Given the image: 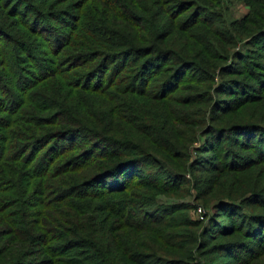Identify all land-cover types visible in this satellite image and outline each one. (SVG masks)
<instances>
[{
    "label": "trees",
    "instance_id": "16d2710c",
    "mask_svg": "<svg viewBox=\"0 0 264 264\" xmlns=\"http://www.w3.org/2000/svg\"><path fill=\"white\" fill-rule=\"evenodd\" d=\"M54 1L0 0V264L264 259L263 180L247 178L264 125L241 121L264 66L237 52L240 80L209 94L216 60L264 54V0H238L240 19L229 0Z\"/></svg>",
    "mask_w": 264,
    "mask_h": 264
},
{
    "label": "rangeland",
    "instance_id": "374dc122",
    "mask_svg": "<svg viewBox=\"0 0 264 264\" xmlns=\"http://www.w3.org/2000/svg\"><path fill=\"white\" fill-rule=\"evenodd\" d=\"M56 1V0H55ZM54 1V2H55ZM63 0H58L57 1V6L53 7L55 11H68L69 10V6L73 1H67V2H61ZM226 7L228 8L229 12H228V16L229 15H233L234 18L236 19H240L244 16L247 15V12L249 11V8L247 6H245L242 2L238 1V0H229V4L226 3ZM73 12V14H75L78 18V23L80 24V19H84L83 18V14H84V10H72L71 13ZM3 16V12L0 11V18ZM1 22V19H0ZM159 26H162L159 23ZM175 41H173L174 43H178V44H182L181 41L177 40V37L174 38ZM247 41V40H246ZM244 48H243V47ZM253 45L249 44L248 45V41L247 43L243 42L240 45L237 46L236 49L232 50V54L230 55V57L226 60H223L222 62L218 63L217 60L215 61V77L213 78L214 82L210 83V86L212 89L211 92H209L210 97L212 98V100H214V98L216 97L217 93L219 91H217V89L220 88V86H222L225 82L228 81H237L240 80L241 77L239 76H235V75H228L227 72H224V70L229 69V68H236V61H234L233 56L236 55V53H240L241 56H243V58L245 59V62H253L254 64L260 65V66H264V57H263V53L262 51H260V49H253ZM205 47L202 49L204 50ZM201 50V51H202ZM203 52H201L202 54ZM212 61V59H211ZM209 63H206L205 65L200 64V66H202L203 68H205V72L208 73V71L210 73H213L214 71H212L210 68V66H208ZM208 70V71H206ZM258 74L260 73L262 76H264V71H257ZM209 74V78L212 79V77L210 76L211 74ZM0 74L2 76H7L8 75V66L2 65L0 67ZM204 74H200V80L203 79ZM56 80V79H55ZM254 84V83H253ZM198 91L200 90L201 86H197ZM204 90V89H202ZM199 92H205V91H199ZM220 93V92H219ZM91 104H95L94 102ZM252 118V119H251ZM241 121H246V122H250L251 124H263L264 125V94L262 93L261 95H259L258 97H256L254 100H251L248 102V104H246L242 109H241ZM210 124V123H208ZM228 124H230L228 122ZM172 130H168L167 127L164 129V132H169L171 134ZM201 134L200 133H195V135H191L190 138H192V143L190 145V147H188V149L190 150L191 153V158H197V149H201L203 148V143L202 138H201ZM2 141V140H1ZM3 142V141H2ZM223 151H227L230 150L232 152H238L239 149H236L235 147H232L228 144L227 141H223ZM189 146V145H188ZM245 152V151H243ZM195 176H200V173H198ZM207 175L204 174L202 175V177H206ZM247 178L249 180L253 181H257L262 179L263 183L261 184V187L264 188V171L263 170H251L250 172L247 173ZM186 179L188 181H195V178L193 176H191L190 174L186 175ZM168 200L162 199L161 202H167ZM188 202L190 203H194L193 200L191 199H187ZM201 201H198L197 204L199 206H196V209L193 210L192 212H190L191 216L194 219H198V220H202L204 217V214H206L207 210H203L200 206H201ZM252 264H264V259L260 260L259 262L254 261Z\"/></svg>",
    "mask_w": 264,
    "mask_h": 264
}]
</instances>
